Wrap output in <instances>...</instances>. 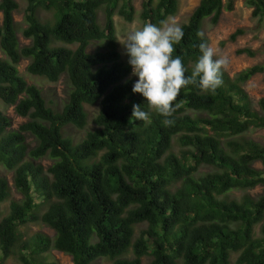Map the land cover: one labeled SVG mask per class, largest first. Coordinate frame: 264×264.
Returning a JSON list of instances; mask_svg holds the SVG:
<instances>
[{
  "label": "trees",
  "instance_id": "16d2710c",
  "mask_svg": "<svg viewBox=\"0 0 264 264\" xmlns=\"http://www.w3.org/2000/svg\"><path fill=\"white\" fill-rule=\"evenodd\" d=\"M23 1L27 27L19 30L20 3L0 0V100L28 119L14 130L0 110V166L13 172L23 196L11 200L10 182L0 174V204L11 201L0 221V264L13 256L21 264H55L43 257L52 250L73 264H233L234 255L236 264H264V193H248L264 186V145L248 137L264 129V99L256 109L243 88L264 65L235 78L222 69L214 92L198 83L182 88L170 117L153 109L148 121L132 120L134 104L148 109L132 93L135 79L119 50L114 17L132 22L133 0ZM245 4L264 28V0ZM179 6V0H144L140 18L160 26ZM234 6V0H201L181 26L184 36L172 55L180 56L186 76L201 55L197 33L210 45L204 21L217 25ZM41 10L52 19L43 21ZM19 31L30 44L21 46ZM244 34L240 29L230 40ZM97 43L105 49L89 52ZM24 60L32 76L50 83L66 77L63 105L27 83L19 72ZM87 107L98 108L88 129ZM68 128L87 132L76 141ZM42 158L53 162L47 170L37 163ZM32 222L53 229L54 237L25 239L22 229Z\"/></svg>",
  "mask_w": 264,
  "mask_h": 264
},
{
  "label": "rangeland",
  "instance_id": "374dc122",
  "mask_svg": "<svg viewBox=\"0 0 264 264\" xmlns=\"http://www.w3.org/2000/svg\"><path fill=\"white\" fill-rule=\"evenodd\" d=\"M20 3V9L15 13V22L19 30H23L27 27L25 22V10L27 4L23 0H17ZM157 1V0H156ZM201 0H179V12L176 16L170 17L167 21L170 23L182 26L184 23H188L191 15L198 7ZM225 2L227 0H224ZM235 6L233 11H224L220 17L219 23L213 25L210 19L204 21L203 30L210 42V47L214 49V58L226 57L228 59V64L223 69L231 77L235 78L240 72L252 68L256 65H264V28L258 22L257 19L253 18V10L248 8L245 4V0H234ZM144 0H133V6L135 9V16L132 22L126 21L120 15L114 17L118 46L121 54L124 58L127 56L124 53L123 46L119 42V39L128 31L136 28H141L144 22L141 20L140 15L143 10ZM39 16L43 21H50L52 19V14H49L43 10L39 12ZM3 21V15L0 13V24ZM99 21L103 25L105 21V14L102 10L99 15ZM244 30L245 34L237 37L236 40L231 41L230 37L236 33L238 30ZM21 46L30 44V40L23 37L22 32H18ZM61 45V44H59ZM63 46V44H62ZM67 46V45H65ZM74 47V46H71ZM103 44L97 43L90 47L89 52H95L99 50H104ZM249 49L254 52L255 56H250L247 53L239 54V50ZM2 55V54H1ZM3 56V55H2ZM5 57V56H3ZM29 61L24 60L19 65V72L27 81L28 84H34L42 89L45 97L48 101L55 102L59 105H63L68 99V85L66 77H62L58 83H50L44 78L35 77L27 72V67ZM133 77V76H132ZM135 80L136 77H133ZM243 88L248 93L252 99L256 109L259 110V102L264 99V73L254 76L251 80L243 84ZM0 110L3 111L7 116L12 119L13 129L17 130L21 124L25 123L28 119L20 117L15 112L14 106H9L0 100ZM89 112V125L88 128L93 127V120L97 113V107H87ZM68 134L71 135L76 141L82 140L87 130H79L76 128H68ZM248 137L254 141L264 145V129L252 130ZM28 143L31 147H35L34 139L29 136ZM41 164L44 169L47 170L53 162L48 158H42L37 161ZM258 169H262L261 164H257ZM207 169H203L202 172H207ZM0 174L6 177L10 182L11 187V200H22L23 196L14 187L13 184V172H9L4 166H0ZM248 193L253 197H258L264 193V186H259L254 190L248 191ZM242 192H235V197H241ZM10 202H4L1 205L2 216L1 219L9 215ZM41 210H44L41 208ZM144 228V227H142ZM25 239H30L33 235L37 233H43L53 238L55 231L45 225L42 222H32L29 223L25 228L22 229ZM48 263L55 264H73L71 256L61 253L56 250H52L50 253L43 256ZM238 255L233 256V264H236ZM147 261V260H146ZM6 264H21L17 257H10ZM94 264H111L107 260H98Z\"/></svg>",
  "mask_w": 264,
  "mask_h": 264
},
{
  "label": "clouds",
  "instance_id": "9594fccd",
  "mask_svg": "<svg viewBox=\"0 0 264 264\" xmlns=\"http://www.w3.org/2000/svg\"><path fill=\"white\" fill-rule=\"evenodd\" d=\"M183 36L181 26L161 21L160 26L146 23L119 39L128 57L131 76L137 78L132 85V93L140 94L148 109L134 104L132 120L148 121L153 109L161 116L170 117L175 111L173 102L181 89L191 84L198 83L200 90L205 92H214L222 84V69L227 66L228 59L214 58V49L203 42L202 32L197 33L202 41L198 46L201 55L195 62L191 77L186 76L187 69L180 56L172 55L174 45Z\"/></svg>",
  "mask_w": 264,
  "mask_h": 264
}]
</instances>
